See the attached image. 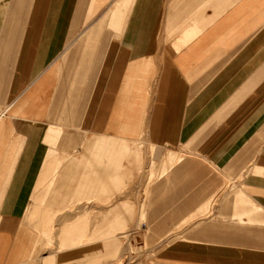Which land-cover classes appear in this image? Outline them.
Instances as JSON below:
<instances>
[{"label":"crops","instance_id":"1","mask_svg":"<svg viewBox=\"0 0 264 264\" xmlns=\"http://www.w3.org/2000/svg\"><path fill=\"white\" fill-rule=\"evenodd\" d=\"M9 1L0 17V264H31L26 215L63 213L80 189L106 184V172L81 173V146L122 155L125 141L179 159L145 212L148 244L167 248L157 263L264 264V205L253 208L264 200V0H219L231 4L223 10L218 0H38L30 16L24 0ZM202 161L255 168L239 192L249 201L232 202L237 225L175 224L204 213L194 205L222 183L240 182L206 175ZM171 198L182 202L170 207ZM228 212L224 203L214 214ZM175 230L190 233L163 238Z\"/></svg>","mask_w":264,"mask_h":264},{"label":"rangeland","instance_id":"2","mask_svg":"<svg viewBox=\"0 0 264 264\" xmlns=\"http://www.w3.org/2000/svg\"><path fill=\"white\" fill-rule=\"evenodd\" d=\"M24 1L22 7L24 16L38 12V7H36L38 0ZM9 2L12 3L9 0H0L1 18L3 16L1 14L9 7L7 6ZM16 3L20 4L18 0ZM0 27L2 30L3 23L1 22ZM125 143H127L128 150H124L122 155L120 151L115 154L114 150H102L100 154L95 151L91 156L92 151H86L81 146V173L84 170L93 173L92 175L106 172L108 178L106 184L96 185V189L92 191L80 189L78 198L70 199L71 203L66 201L63 209H59L63 213L25 216L33 234L31 264H159L157 258L162 257L160 252L167 248L153 247L148 244L153 234L150 231L153 217L145 212H149L151 202L154 205V202L159 201L151 197L153 187L159 185L160 177H163L161 180H165L166 176L177 168L175 165L179 159H173L170 156L157 159L153 148L143 144V141H138L139 144L131 141H125ZM209 162H201L202 170L206 175L219 177L238 175L240 182L222 183L219 192L208 193L209 197L200 199L201 201L197 200L194 206L201 207V212L204 213L179 216L180 219L175 220L177 226L198 227V224L203 222L207 226L215 227L217 220L224 223L225 228L231 224L237 225L238 221L234 219L241 215H238L240 209H233L232 202L238 195L241 199L248 200L239 193L247 192L242 176L251 175L255 168L242 167L231 170L226 166L211 165ZM81 173L80 178H83ZM220 178L224 181L229 180L225 177ZM254 200L257 203L253 204V208L257 209L258 201L259 205H264V200L256 198ZM164 202L173 207L171 203L175 206V203H180L182 200L171 198ZM224 203L227 204L229 212L216 217L214 211L217 207L224 206ZM142 211L144 214L141 213ZM169 216L166 215L163 218ZM172 217L175 216L172 215ZM44 219L45 223H48L46 232L42 229ZM47 219L48 222H46ZM240 219L245 223L247 216L243 215ZM88 230L89 233H87ZM93 232L95 234L91 235ZM191 232L194 233V231ZM85 233L93 236L92 240ZM189 233L190 231L184 230L164 232L163 238H171L173 241ZM103 244L106 246L100 251V246L102 247Z\"/></svg>","mask_w":264,"mask_h":264},{"label":"bare ground","instance_id":"3","mask_svg":"<svg viewBox=\"0 0 264 264\" xmlns=\"http://www.w3.org/2000/svg\"><path fill=\"white\" fill-rule=\"evenodd\" d=\"M210 1H211V0H210ZM210 1H209L208 3H210ZM222 1H223V0H222ZM222 1H219V0H218V7H219V4H220L219 2H222ZM226 1H227V0H226ZM228 1H229V0H228ZM215 2H216V1H215ZM235 2H236V1H235ZM235 2H234V3H235ZM238 2H239V0H238ZM224 3H225V2H224ZM205 4H207V3L205 2ZM211 4H213V0H212V3H210V5H211ZM227 4H230V3L228 2ZM227 4L225 3L226 6H227ZM207 5H209V4H207ZM222 5H223V8H222V6H221L222 9L219 7L221 10H223V9H224V6H225L224 4H222ZM230 5H231V4H230ZM228 6H229V5H228ZM228 6H227V7H228ZM204 7H205V6H204ZM214 7H215L214 10H215L216 7H217V5H214ZM218 7H217V8H218ZM202 8H203V7H202ZM225 8H226V7H225ZM228 8H229V7H228ZM204 9H205V10L207 9L206 11H208V8H204ZM200 10L202 11V9H200ZM217 10H218V9H217ZM217 10H215V12H216ZM221 10H220V11H221ZM198 11H199V9H198ZM201 11H199V12H200V13H199V12H197V10H196L197 14L199 13L200 17L205 15V12H204V11H202L204 14L202 13V15H201ZM220 11H219V12H220ZM219 12H218V15H219ZM221 12H222V11H221ZM221 12H220V13H221ZM216 13H217V12H216ZM216 13H215V15H216ZM222 13H223V12H222ZM197 14H196V15H197ZM193 15H194V14H193ZM193 15H190V16H193ZM218 15H217V16H218ZM194 16H195V15H194ZM197 16H198V15H197ZM217 16H216V18H217ZM198 17H199V16H198ZM194 18H195V17H193V18H191V19H194ZM202 18H203V19H202ZM202 18H201V19L204 20V17H202ZM205 18H206V17H205ZM210 18H211V17H210ZM195 19H197V18H195ZM187 20H190V19H187ZM202 20H201V21H202ZM205 20H206V19H205ZM209 20H210V19H209ZM191 21H192V20H191ZM201 21H200V22H201ZM187 22H188V21H187ZM194 22H195V21H194ZM200 22H199V23H200ZM202 22H203V21H202ZM210 22H211V21H210ZM197 23H198V22H197ZM204 23H205V22H204ZM189 24H190L191 26H190ZM189 24L186 25V26H190V27H192V24H195V23H192V24L189 23ZM201 24H202V23H201ZM197 25H198V24H197ZM197 25H196V26H197ZM186 26H184V28H185ZM196 26H195V27H196ZM198 26H199V25H198ZM198 26H197L196 28H198ZM190 27H189V29H190ZM199 27H200V26H199ZM203 27H205V26H203ZM203 27H202V28H203ZM193 28H194V27H193ZM202 28H201V29H202ZM176 29L179 30V26H178V28H176ZM182 29H183V28H182ZM185 29H187V28H185ZM199 29H200V28H199ZM180 30H181V29H180ZM183 30H184V29H183ZM187 30H188V29H187ZM190 30L192 31V29H190ZM197 30H198V29H197ZM202 30H203V29H202ZM202 30H199V32H201ZM188 31H189V30H188ZM195 31H196V29H195ZM186 32H187V31H186ZM176 33H177V32H176ZM190 33H191V32H190ZM192 33H193V31H192ZM183 34H184V33H183ZM187 34L189 35V33H187ZM184 35H185V34H184ZM197 35H199V34H198V31H197ZM185 36H186V35H185ZM185 36H181V37H185ZM192 36H193V34H192ZM181 37H180V38H181ZM189 37H190V36H189ZM195 37H197V36H195ZM187 38H188V37H187ZM190 38H191V37H190ZM193 38H194V37H193ZM193 38H192V39H193ZM192 39H191V42H193ZM194 39H195V38H194ZM179 40H180V39H179ZM185 40H186V39H185ZM175 41L177 42L178 40H175ZM187 41H188V40H187ZM187 41H186V42H187ZM176 42H175V43H176ZM178 42H179V41H178ZM182 42H184V41L182 40ZM173 43H174V42H173ZM180 43H181V42H180ZM189 43H190V41H189ZM187 44H188V43H187ZM178 45H179V44H178ZM178 45H176L175 47L181 49L180 46L177 47ZM184 45H185V44H184ZM185 46H186V45H185ZM172 47H173V46H172ZM181 47L183 48V46H181ZM176 48H174V49L176 50ZM177 50H178V49H177ZM151 207H153V206H151ZM77 216H78V215H77ZM144 216H145V215H144ZM87 217H88V216H87ZM75 218H76V216H75ZM77 219H79V218H77ZM94 231H95V230H94ZM99 231H100V230H99ZM101 231H102V230H101ZM90 232H92V231H90ZM95 232H97V231H95ZM87 233H89V230L87 231ZM87 233H85V235H86ZM93 234H95V233L93 232L91 235H93ZM85 235H84V236H85ZM91 235L87 234V236H89V237L91 238V240H92V237H93V236L91 237ZM99 236H100V235H99ZM116 236H118V235L116 234ZM97 237H98V235H97ZM118 237H119V236H118ZM87 240H88V239H87ZM89 241H90V240H89ZM89 241H88V242H89ZM34 244H35V243H34ZM105 246H106L105 244H103L102 247L100 246V249H101L100 251H102V250L104 249Z\"/></svg>","mask_w":264,"mask_h":264}]
</instances>
